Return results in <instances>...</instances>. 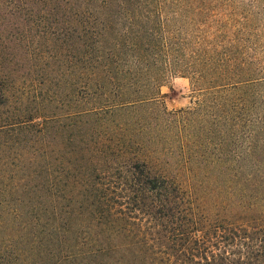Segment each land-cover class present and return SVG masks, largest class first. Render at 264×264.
I'll return each instance as SVG.
<instances>
[{"label": "trees", "instance_id": "1", "mask_svg": "<svg viewBox=\"0 0 264 264\" xmlns=\"http://www.w3.org/2000/svg\"><path fill=\"white\" fill-rule=\"evenodd\" d=\"M15 3L0 29V264H264V77L225 56L194 73L205 98L171 111L162 0ZM166 157L217 165L218 199L150 163Z\"/></svg>", "mask_w": 264, "mask_h": 264}, {"label": "rangeland", "instance_id": "2", "mask_svg": "<svg viewBox=\"0 0 264 264\" xmlns=\"http://www.w3.org/2000/svg\"><path fill=\"white\" fill-rule=\"evenodd\" d=\"M15 2L0 0L2 33L12 28L8 24ZM162 16L165 35L171 38L173 46L170 63L163 68L159 105L171 111L198 105L205 98L208 83L193 85L194 73L220 64V58L225 56L232 58L230 64L250 67L256 71V77H264V0H162ZM56 90L64 98L65 92L61 88ZM58 107L62 113L67 109L62 101ZM174 161L173 157L150 158L156 170L176 176L195 196L211 202L218 199L223 177L216 171L217 165L188 170L175 167L179 164Z\"/></svg>", "mask_w": 264, "mask_h": 264}]
</instances>
